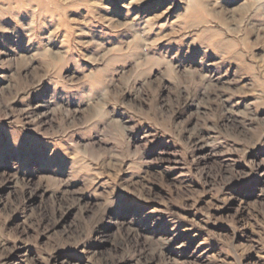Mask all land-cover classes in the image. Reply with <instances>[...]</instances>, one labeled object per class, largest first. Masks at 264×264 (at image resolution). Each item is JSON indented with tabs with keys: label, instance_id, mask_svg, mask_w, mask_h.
I'll return each instance as SVG.
<instances>
[{
	"label": "rangeland",
	"instance_id": "rangeland-1",
	"mask_svg": "<svg viewBox=\"0 0 264 264\" xmlns=\"http://www.w3.org/2000/svg\"><path fill=\"white\" fill-rule=\"evenodd\" d=\"M0 264H264V0H0Z\"/></svg>",
	"mask_w": 264,
	"mask_h": 264
}]
</instances>
